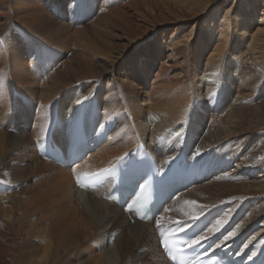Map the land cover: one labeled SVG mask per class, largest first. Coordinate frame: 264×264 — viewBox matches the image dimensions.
<instances>
[{"label": "bare ground", "instance_id": "bare-ground-1", "mask_svg": "<svg viewBox=\"0 0 264 264\" xmlns=\"http://www.w3.org/2000/svg\"><path fill=\"white\" fill-rule=\"evenodd\" d=\"M43 1L0 0V264H171L161 232L196 222L210 252L260 264L264 0ZM78 120L103 133L86 159L38 155L51 126L63 147ZM143 150L205 174L147 221L110 183L75 187Z\"/></svg>", "mask_w": 264, "mask_h": 264}, {"label": "rangeland", "instance_id": "rangeland-1", "mask_svg": "<svg viewBox=\"0 0 264 264\" xmlns=\"http://www.w3.org/2000/svg\"><path fill=\"white\" fill-rule=\"evenodd\" d=\"M45 1V0H44ZM43 1V2H44ZM61 17V16H60ZM62 18V17H61ZM163 34H165L166 36H169V35H167L165 32H163V31H161V32H158V36L161 38V37H163ZM144 51H145V48L144 47H142L141 48V52H143L144 53ZM159 64H160V62H158L157 61V67L159 66ZM244 137H240L239 139L240 140H242ZM232 145V144H231ZM233 146V145H232ZM221 147V146H220ZM230 148H232L231 146H230ZM242 153L243 152H240V155H242ZM235 156H236V158H235V160L231 163V165H228V166H226L225 167V169L224 170H220L221 172H224V173H230L231 172V167H232V165L234 164V163H236V162H239L238 161V158H237V155L235 154ZM238 157H239V155H238ZM233 169V168H232ZM228 170V171H227ZM227 171V172H226ZM230 171V172H229ZM241 179V178H240ZM208 181H210V180H208ZM238 180H235L234 182H237ZM237 225V223H233V222H231L230 223V225H229V227H228V229H227V231H230V230H233V228L235 227ZM251 227H254V225H251ZM251 227L249 226L248 227V229H246L243 233H242V235H241V239L243 240V243L254 233V231L253 230H251Z\"/></svg>", "mask_w": 264, "mask_h": 264}, {"label": "snow or ice", "instance_id": "snow-or-ice-1", "mask_svg": "<svg viewBox=\"0 0 264 264\" xmlns=\"http://www.w3.org/2000/svg\"><path fill=\"white\" fill-rule=\"evenodd\" d=\"M217 223H219V221ZM229 235H232V233H230ZM225 239H227V237ZM193 243H197V241H193Z\"/></svg>", "mask_w": 264, "mask_h": 264}]
</instances>
